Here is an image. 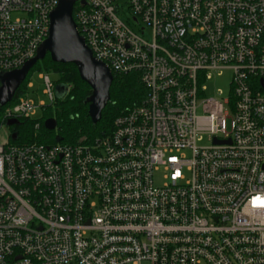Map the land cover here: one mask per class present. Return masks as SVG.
I'll return each mask as SVG.
<instances>
[{
  "label": "built area",
  "instance_id": "2783aa9c",
  "mask_svg": "<svg viewBox=\"0 0 264 264\" xmlns=\"http://www.w3.org/2000/svg\"><path fill=\"white\" fill-rule=\"evenodd\" d=\"M57 2L0 0V73L35 55ZM72 16L146 93L92 142L0 143V264H264V0H75ZM223 69L228 98L206 97ZM39 77L49 104L13 96L0 127L56 100Z\"/></svg>",
  "mask_w": 264,
  "mask_h": 264
},
{
  "label": "trees",
  "instance_id": "16d2710c",
  "mask_svg": "<svg viewBox=\"0 0 264 264\" xmlns=\"http://www.w3.org/2000/svg\"><path fill=\"white\" fill-rule=\"evenodd\" d=\"M41 65L44 71L54 72L57 75L55 83L66 84L68 91L63 97L56 98L50 106L43 110L45 115L42 119H19L18 124L11 126L10 143L54 144L57 136L60 137L58 142L62 144L92 142L102 133L110 132L113 119L138 103L146 93L137 73H112L113 80L109 88V99L101 110L99 120L92 123L88 115L86 100L91 89L87 83L80 79L76 66L72 63L54 62L50 59L49 54L41 59ZM34 67L41 71V67L38 65L36 67L35 64L32 68ZM26 82L27 76L16 90L12 102L18 95L26 91ZM46 118L55 120L54 129L48 130L43 126V121ZM35 123H38L37 128L34 127ZM12 133H15L14 137H12Z\"/></svg>",
  "mask_w": 264,
  "mask_h": 264
},
{
  "label": "water",
  "instance_id": "95a60500",
  "mask_svg": "<svg viewBox=\"0 0 264 264\" xmlns=\"http://www.w3.org/2000/svg\"><path fill=\"white\" fill-rule=\"evenodd\" d=\"M75 0H58L56 6L49 14V29L47 37L40 43L33 57L28 59L20 68L0 73V105L9 102L20 84L26 78L29 70L37 61L46 54L54 62L72 63L76 66L79 77L87 83L91 89L87 97L88 115L95 123L99 120L101 110L109 99V88L113 76L108 66L93 57L86 45L84 38L79 34L72 16ZM83 2V0H80ZM67 92V85L57 83L54 87L56 98H61ZM6 124L16 125L18 120L9 119ZM55 120L46 118L43 126L52 130L55 128ZM15 133H12V137ZM60 137H55L58 142Z\"/></svg>",
  "mask_w": 264,
  "mask_h": 264
},
{
  "label": "rangeland",
  "instance_id": "374dc122",
  "mask_svg": "<svg viewBox=\"0 0 264 264\" xmlns=\"http://www.w3.org/2000/svg\"><path fill=\"white\" fill-rule=\"evenodd\" d=\"M136 29V28H135ZM150 31L149 29H146L142 36H144L146 39H149ZM37 65L41 67V71L36 69L35 67L32 68L28 74H27V82H29L31 85L29 87H26L27 95L32 101L36 104H38L40 101H43L45 105L49 104V100L47 95L43 92L44 90V83L42 79L39 77L40 72H46L49 75V79L52 82L56 81L57 75L54 72L50 71H44L41 65V60L36 62ZM232 77V71L231 69H223V70H213L210 72V78L205 81V96L208 98H215L218 100H225L228 98L229 92H230V81ZM26 82V83H27ZM224 109L229 113L230 108L228 104H224ZM197 113H200L199 109L197 110ZM44 112L41 108L36 109L35 113L30 116V119L32 120H38L42 119L44 116ZM226 124H229V118L226 119ZM11 126V125H10ZM13 126V125H12ZM10 127L6 125H2L0 127V143L5 144L9 142L10 137ZM208 141L204 137L203 140L199 141L197 145H207ZM186 154L189 155L186 151ZM161 182L160 174L157 173L154 176V183L159 184Z\"/></svg>",
  "mask_w": 264,
  "mask_h": 264
},
{
  "label": "flooded vegetation",
  "instance_id": "af4514ba",
  "mask_svg": "<svg viewBox=\"0 0 264 264\" xmlns=\"http://www.w3.org/2000/svg\"><path fill=\"white\" fill-rule=\"evenodd\" d=\"M57 83H55V85H56ZM55 87V86H54ZM18 122H20V121H18Z\"/></svg>",
  "mask_w": 264,
  "mask_h": 264
}]
</instances>
